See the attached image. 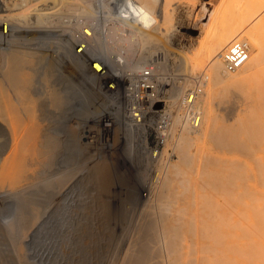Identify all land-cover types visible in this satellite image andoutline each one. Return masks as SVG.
Wrapping results in <instances>:
<instances>
[{"label":"bare ground","instance_id":"bare-ground-1","mask_svg":"<svg viewBox=\"0 0 264 264\" xmlns=\"http://www.w3.org/2000/svg\"><path fill=\"white\" fill-rule=\"evenodd\" d=\"M204 2L0 0V264H264V0Z\"/></svg>","mask_w":264,"mask_h":264},{"label":"rangeland","instance_id":"rangeland-1","mask_svg":"<svg viewBox=\"0 0 264 264\" xmlns=\"http://www.w3.org/2000/svg\"><path fill=\"white\" fill-rule=\"evenodd\" d=\"M192 6H193V4L191 2L184 3V5H183L184 9L182 8L183 13L181 12V16H180V20H179L182 28H181V31L179 32V36L177 37V41L175 42L174 49L176 50L175 51L176 53H178V52L183 53L182 55H186L187 53L192 54L193 51L198 50L200 47L201 39H202V34H200L199 31L187 28L189 26L188 19L191 20L196 15L195 12L192 13L193 12ZM203 6L205 7L206 10L208 9L207 10L208 12L210 11V13H214L215 10H217V8L219 9L220 7H222V0H205ZM183 14H184V16H183ZM189 14H191V15L189 16ZM179 55H180V53L176 54L177 57ZM175 60L176 59H173V61H171V63L172 62L174 63ZM174 66H175V63L173 64V67ZM175 67H174V69L171 68L172 70H170L169 72L167 71L169 75L172 72L174 73Z\"/></svg>","mask_w":264,"mask_h":264},{"label":"built area","instance_id":"built-area-1","mask_svg":"<svg viewBox=\"0 0 264 264\" xmlns=\"http://www.w3.org/2000/svg\"><path fill=\"white\" fill-rule=\"evenodd\" d=\"M248 58L246 45L241 42H234L228 50L227 60L231 67L240 66Z\"/></svg>","mask_w":264,"mask_h":264}]
</instances>
